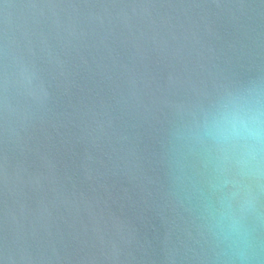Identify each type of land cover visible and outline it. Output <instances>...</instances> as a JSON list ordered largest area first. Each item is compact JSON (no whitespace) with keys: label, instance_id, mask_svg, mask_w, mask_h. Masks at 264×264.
<instances>
[{"label":"water","instance_id":"1","mask_svg":"<svg viewBox=\"0 0 264 264\" xmlns=\"http://www.w3.org/2000/svg\"><path fill=\"white\" fill-rule=\"evenodd\" d=\"M258 103L264 0H0V264H264Z\"/></svg>","mask_w":264,"mask_h":264},{"label":"clouds","instance_id":"2","mask_svg":"<svg viewBox=\"0 0 264 264\" xmlns=\"http://www.w3.org/2000/svg\"><path fill=\"white\" fill-rule=\"evenodd\" d=\"M208 134L222 150L238 148V164L247 170L257 169L264 153V108L259 103L254 108L224 111L214 117ZM231 230L239 234L233 223Z\"/></svg>","mask_w":264,"mask_h":264}]
</instances>
